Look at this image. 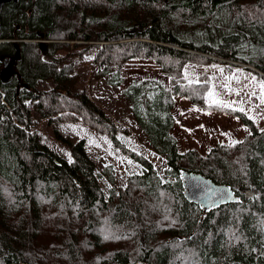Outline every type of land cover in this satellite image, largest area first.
<instances>
[{
	"label": "trees",
	"instance_id": "obj_1",
	"mask_svg": "<svg viewBox=\"0 0 264 264\" xmlns=\"http://www.w3.org/2000/svg\"><path fill=\"white\" fill-rule=\"evenodd\" d=\"M0 19V70L15 55L14 43L19 45L13 82H0V264H264V131L241 111L205 106L206 81L182 80L183 68L205 63L203 56L264 75V0H11ZM38 40L54 43L41 49L33 43ZM80 45L97 50L95 79L107 78L111 87L122 86L121 67L129 60H154L169 78L170 91L145 81L121 92L137 128L163 158L166 176L118 142L103 111L79 91L73 74L78 65H66L59 54ZM167 60L174 64L172 73L163 64ZM40 82L54 88L38 89ZM177 97L238 118L249 136L235 146L217 145L205 156L179 153L172 134ZM72 113L85 116L82 124L92 132L105 130L138 165L128 186L135 194L114 204L109 192H100L85 140L63 139L54 128L74 122ZM33 114L53 127L67 156L41 142ZM183 172L224 185L236 196L239 189L256 195L205 212L185 199ZM166 216L173 222L158 240L154 231ZM141 234L146 247L138 246V254L102 244Z\"/></svg>",
	"mask_w": 264,
	"mask_h": 264
},
{
	"label": "rangeland",
	"instance_id": "obj_2",
	"mask_svg": "<svg viewBox=\"0 0 264 264\" xmlns=\"http://www.w3.org/2000/svg\"><path fill=\"white\" fill-rule=\"evenodd\" d=\"M39 41L41 40L33 41V43H38ZM41 42H45L47 45L54 43L53 41ZM69 44L72 45V42ZM101 44L100 46L104 45V43ZM96 52L97 50L90 52L85 45H80L79 48H71L68 52L62 51L59 55L66 60V65L74 63L78 65L74 69L73 74L77 76L79 91L85 92L87 97L91 98L93 104L103 111L117 134L118 142H122L125 148L131 152L147 158L156 171L160 173V177L166 176V172H163L166 169L163 158L153 152L146 138L137 128L130 112V106L122 97L121 92L133 82L141 83L145 81L161 83L165 89L170 91L169 78L154 60H129L128 64H122L121 67L122 86L118 88L111 87L105 82L107 78L95 79L98 70H94L92 60ZM203 57L199 58L206 60L205 63H190L183 68V82L206 81L209 90L215 93L217 99L224 103L232 104L236 109L242 108L244 111L241 112L248 118L253 117L251 120L256 128L260 131L264 130V104H261L259 98L261 92L259 85L264 83V76L255 68L245 64H232L218 57ZM163 64L170 69V73L173 72L174 64L170 60L163 62ZM229 77L232 79L229 80ZM253 77L255 78L254 80L252 79ZM37 88L48 92L54 88V84L52 82H40ZM236 93H239V95ZM174 104L175 111L173 110L172 113L177 115V119L180 122L176 126L174 136L181 154L195 151L200 156H205L217 145L230 146L231 140L241 141L242 143L250 134L247 127L234 116L210 110L206 111L198 107H189V102L178 97L174 98ZM208 105V102H205V106ZM220 108L232 110L230 108ZM33 115V131L39 135L41 142L57 154L67 156V146L53 138V127L48 124L47 120L40 119L35 114ZM72 116L76 119L74 122H63L59 125H54V128L60 132L63 139H71L75 142L79 139L85 140L88 154L95 164V178L100 192H109L114 204L119 203L122 198L129 194H135L136 188H132L129 191L128 186L130 183L129 177L140 172L138 165L134 163L129 155L122 153L118 147L112 144L105 130L98 128V131L92 132L90 127L85 128L82 124L85 116L75 115L74 113H72ZM188 117L192 120L190 123ZM183 127L186 129L193 127L194 133L187 131L186 134L188 135H182ZM109 167L112 168V172L109 177H105L106 172L104 171ZM167 217L162 221L160 228L154 231L158 240H164L166 238H163L164 234L170 230L166 225H171L173 219H169L166 222ZM143 235H136L134 239L126 235L122 236L119 241L108 239L102 244L110 248L122 247L129 254H138V246L146 247ZM48 239L51 238L49 237ZM85 240L89 241L87 238L82 239V241ZM92 249L95 251L93 247ZM91 254L93 255L94 253Z\"/></svg>",
	"mask_w": 264,
	"mask_h": 264
},
{
	"label": "water",
	"instance_id": "obj_3",
	"mask_svg": "<svg viewBox=\"0 0 264 264\" xmlns=\"http://www.w3.org/2000/svg\"><path fill=\"white\" fill-rule=\"evenodd\" d=\"M10 1L11 0H0V14L4 5ZM39 43L41 49L46 46L45 42ZM14 48L15 55L5 62L0 70V82L2 85H9L12 83L16 74L14 67L19 60L18 43H14ZM181 179L185 199L190 203L198 205L205 212L223 205L240 203V197H243L245 201L252 200L256 195V192L252 189H239L238 196H236L230 188L224 185H216L209 179L195 173L183 172L181 174ZM225 190L230 193V198L221 200L220 197L225 193ZM258 252L261 254V249H259Z\"/></svg>",
	"mask_w": 264,
	"mask_h": 264
},
{
	"label": "snow or ice",
	"instance_id": "obj_4",
	"mask_svg": "<svg viewBox=\"0 0 264 264\" xmlns=\"http://www.w3.org/2000/svg\"><path fill=\"white\" fill-rule=\"evenodd\" d=\"M229 80H231L232 78L229 77ZM253 80L255 79L254 77L252 78ZM189 83H191V81H189ZM225 87H227V85H225ZM261 92H260V101L261 104H264V83H260L259 85ZM237 95H239V93H236ZM254 94V93H253ZM206 101L208 102L209 106H217V107H222V108H230L232 110H240V111H244L242 108L241 109H236L233 107L232 104H228V103H224L223 101L219 100L216 98V95L213 91L209 90L207 93V96L205 97ZM195 110V109H193ZM250 119H253V117H249ZM264 131V130H262ZM224 135H228V134H224ZM237 143H241V141H236V140H231L230 141V146H235ZM221 200L225 199V198H230V193L227 192V190H225V193L223 195H221Z\"/></svg>",
	"mask_w": 264,
	"mask_h": 264
},
{
	"label": "crops",
	"instance_id": "obj_5",
	"mask_svg": "<svg viewBox=\"0 0 264 264\" xmlns=\"http://www.w3.org/2000/svg\"><path fill=\"white\" fill-rule=\"evenodd\" d=\"M188 106L191 107L190 104H188ZM174 111H175V109H174ZM173 116L175 117V127L173 128V132H172V134L174 135L175 130H176V126H177L180 122H179V120L177 119V118H178L177 115H175V114L173 113ZM188 119H189V123H190L192 120H191V118H189V117H188ZM186 122H187V121H186ZM183 128H184V131H182V132H183L182 135H188V134H186L187 131H189V133H194V129H193V127H192L191 129H186L185 127H183ZM190 131H191V132H190Z\"/></svg>",
	"mask_w": 264,
	"mask_h": 264
},
{
	"label": "flooded vegetation",
	"instance_id": "obj_6",
	"mask_svg": "<svg viewBox=\"0 0 264 264\" xmlns=\"http://www.w3.org/2000/svg\"><path fill=\"white\" fill-rule=\"evenodd\" d=\"M4 6H5V5H4ZM17 29H19V26H18ZM15 68H16V67H14V70H15ZM258 248H259V247H256L257 252H258V250L260 249V248H259V249H258ZM258 253H259V252H258ZM259 254H260V253H259Z\"/></svg>",
	"mask_w": 264,
	"mask_h": 264
},
{
	"label": "built area",
	"instance_id": "obj_7",
	"mask_svg": "<svg viewBox=\"0 0 264 264\" xmlns=\"http://www.w3.org/2000/svg\"><path fill=\"white\" fill-rule=\"evenodd\" d=\"M260 73V72H259ZM262 76H264L262 73H260Z\"/></svg>",
	"mask_w": 264,
	"mask_h": 264
}]
</instances>
